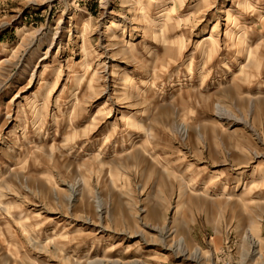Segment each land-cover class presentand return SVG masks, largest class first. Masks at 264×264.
<instances>
[{
	"label": "rangeland",
	"instance_id": "374dc122",
	"mask_svg": "<svg viewBox=\"0 0 264 264\" xmlns=\"http://www.w3.org/2000/svg\"><path fill=\"white\" fill-rule=\"evenodd\" d=\"M173 1L0 0V264H264V0Z\"/></svg>",
	"mask_w": 264,
	"mask_h": 264
},
{
	"label": "bare ground",
	"instance_id": "6f19581e",
	"mask_svg": "<svg viewBox=\"0 0 264 264\" xmlns=\"http://www.w3.org/2000/svg\"><path fill=\"white\" fill-rule=\"evenodd\" d=\"M203 2H204V0L201 2V3H199L198 5L201 7L202 6V4H203ZM180 3H181V0H174L173 1V4H174V10L177 8V5H180ZM121 21V20H120ZM118 22L119 21H112L111 22V24H110V26L114 29L115 27H117L118 26ZM204 46H205V44L204 43H201L200 44V48L201 49H204ZM205 52V51H204ZM134 80H133V77H131V76H126L125 77V85H129L131 82H133ZM184 187H181L180 188V194L183 196V194H184ZM241 199H242V202H244V201H247V198L245 197V196H242L241 197ZM245 206V208L248 206V205H244ZM182 209V204L181 203H179L178 205H177V209H176V214L175 215H177L178 214V212L180 211ZM174 215V216H175ZM176 217V216H175ZM177 219V218H176ZM259 226H258V224L256 223V222H253L252 223V226H251V228H250V233H249V236H250V240H251V243H252V248H254V249H256V250H258L259 249V245L261 244V239H259V228H258ZM161 236V235H160ZM249 240V241H250ZM259 242H258V241ZM260 243V244H259ZM180 250L182 251V253H185V252H187V249L185 248V246L184 245H182V244H180ZM199 250V249H198ZM198 250H195V256L198 258V257H200V251H198Z\"/></svg>",
	"mask_w": 264,
	"mask_h": 264
}]
</instances>
